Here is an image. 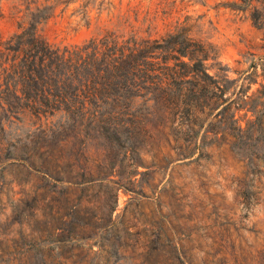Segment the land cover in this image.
<instances>
[{"label":"rangeland","instance_id":"rangeland-1","mask_svg":"<svg viewBox=\"0 0 264 264\" xmlns=\"http://www.w3.org/2000/svg\"><path fill=\"white\" fill-rule=\"evenodd\" d=\"M38 6L61 47L188 27L227 107L107 137L86 119L49 129L4 81L0 264H264V0H0V42Z\"/></svg>","mask_w":264,"mask_h":264},{"label":"trees","instance_id":"trees-1","mask_svg":"<svg viewBox=\"0 0 264 264\" xmlns=\"http://www.w3.org/2000/svg\"><path fill=\"white\" fill-rule=\"evenodd\" d=\"M43 8L30 10L27 26L0 42V85L6 82L4 91L20 108L45 118L49 129L78 127L86 119L112 137L120 127L130 133L148 129L150 115L160 111L173 113L179 127L190 131L199 114L227 107L225 88L204 63L211 46L188 27L158 38L111 30L61 47L36 30ZM58 112L65 117L53 121Z\"/></svg>","mask_w":264,"mask_h":264}]
</instances>
